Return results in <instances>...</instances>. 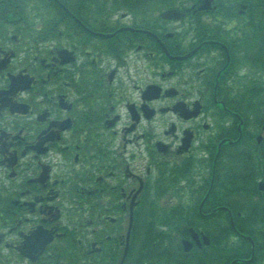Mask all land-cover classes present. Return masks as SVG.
<instances>
[{"label":"flooded vegetation","instance_id":"flooded-vegetation-1","mask_svg":"<svg viewBox=\"0 0 264 264\" xmlns=\"http://www.w3.org/2000/svg\"><path fill=\"white\" fill-rule=\"evenodd\" d=\"M263 5L240 2L243 33L264 31ZM173 7L146 27L71 8L41 37L0 0V264H264L263 127L230 98L264 75V38H226L216 0ZM218 216L223 246L193 226ZM181 230L177 247L146 242Z\"/></svg>","mask_w":264,"mask_h":264},{"label":"trees","instance_id":"trees-1","mask_svg":"<svg viewBox=\"0 0 264 264\" xmlns=\"http://www.w3.org/2000/svg\"><path fill=\"white\" fill-rule=\"evenodd\" d=\"M51 1L52 0H21V14L24 15L23 18H25L26 16L31 18L32 14H34V16L35 13L39 14L40 8H43L45 10V16H42L43 17L42 26L40 27L41 29L38 32L41 37L48 36V34L50 35V33H57V30L59 29L61 22L67 18L66 15L67 11L61 10V8H58ZM60 1L69 10H71L72 8L71 11L77 14L81 15V13L83 14L85 13L86 17H91L90 15L99 14L101 10H105L107 11V13H110L119 9L129 10L132 13L141 16L148 11V7L150 4L164 5L169 0H152V1L151 0H60ZM18 2H20V0H18ZM29 4L32 5L29 6ZM0 11H1L0 20H3L2 15L6 20V16L4 15L3 11L2 10ZM250 20L251 19L248 18L247 22H249ZM145 24L146 22L142 23V25ZM245 35H247L248 37L259 36L260 38H264V31L256 32L252 34L245 33ZM247 58L249 59V57ZM235 79L236 80L238 79L237 81L240 83H238V85L236 86V91H231L232 95H230V98L236 97L239 100L247 98L246 105L243 106L242 110L248 114L252 112L253 114H255L256 118L260 120L264 116V107H262L264 106V86H261L263 79L260 77L250 78V79H254L252 81L250 80L251 85H245L243 83L244 80H242V77H238ZM247 81H249V79ZM254 101H257L256 104ZM230 182L233 183V180L230 179ZM222 200L226 201V199L225 200L222 199ZM227 201L230 202L227 204H229L231 207L236 206L234 210L240 209L246 212H250V205L246 204L245 202L246 199H242L241 197H234V198H230ZM151 226H153V220H151ZM206 231L208 234H210L212 239L218 238V232L217 231L214 232L212 228H207ZM213 232L214 235L212 234ZM151 234L153 235L151 242L156 240V237L158 238L156 242H161L160 234H156L153 232H151ZM152 248H157V245ZM205 257L208 258V254Z\"/></svg>","mask_w":264,"mask_h":264},{"label":"rangeland","instance_id":"rangeland-1","mask_svg":"<svg viewBox=\"0 0 264 264\" xmlns=\"http://www.w3.org/2000/svg\"><path fill=\"white\" fill-rule=\"evenodd\" d=\"M179 1H180V0H178V1L176 2L177 5H178V2H179ZM169 2H171V0H170ZM151 7H153V8L156 9V10H159V9H161V8L163 7V5H151ZM154 9H152V10H154ZM101 12H102L101 15H103V16L107 13V11H105V10H101ZM121 12H126V11L123 10V11H115V12H111V14H110L109 16H106V17H108V18H107V22H106V24H107V25H110V26H115L113 22L116 21L117 19L119 20V24H128V22H129V23L131 22V21H130L131 19H136V21H140V20H142V19L151 20V19L148 18L147 16L142 17V16H140V15H138V14H132L131 12H129V14H127L126 18L120 20V19H119V15H120ZM36 15H37L38 17L35 18L34 22L36 23V22L38 21V26H40L41 23L39 22V20L43 18L42 16H45V10H44L43 8H40V12H39V14H36ZM106 15H107V14H106ZM210 19H212V18H211V17H208V16H205V17L203 18V20H205V21H209ZM245 21H246V17H245V16H241V17L237 18V22H236L237 25H235L234 27H231V28L229 29V32H230L232 35L236 36L237 38H241L240 30L244 28V25H243V24H245ZM172 24L176 26L175 28H177V26L179 25L178 23H173V22H172V23H169L168 26H171ZM177 31H179L178 28H177ZM179 32H180V31H179ZM251 38H253V37H251ZM150 67H151V66H150ZM142 69H143V67L140 68L139 70H142ZM251 77L255 78L254 75L251 76ZM231 82H232L233 85H235V84H236V79L231 80ZM220 121H221L220 118H216L215 123H219ZM220 123H221V122H220ZM213 130H214V129H213ZM205 134L208 135V133H205ZM205 134H203V135H205ZM263 136H264V133H263ZM240 147H241V144L238 145L237 148H232V149H236V151H238V149H239ZM259 147H260V146H259ZM227 153H228V154L231 153L230 149L227 150ZM230 159H231V160H228V164H236L235 159H233V158H230ZM224 163L226 164V162H224ZM238 165H242V164L239 163ZM234 167H237V165H235ZM196 220H197V219H196ZM198 222L202 225V219H198ZM206 223H208L210 226H212V224L209 223V220H207ZM213 231H214V232L217 231V228H214V227H213ZM220 237H222V236H220ZM220 237H219V238H220ZM219 238L217 239V241L220 240ZM172 247H177V244H173Z\"/></svg>","mask_w":264,"mask_h":264},{"label":"water","instance_id":"water-1","mask_svg":"<svg viewBox=\"0 0 264 264\" xmlns=\"http://www.w3.org/2000/svg\"><path fill=\"white\" fill-rule=\"evenodd\" d=\"M174 12H175L174 10H167V11L163 12L162 16L163 17L175 16Z\"/></svg>","mask_w":264,"mask_h":264}]
</instances>
